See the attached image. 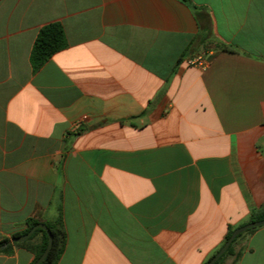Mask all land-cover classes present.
Here are the masks:
<instances>
[{
	"label": "crops",
	"instance_id": "0c3cea01",
	"mask_svg": "<svg viewBox=\"0 0 264 264\" xmlns=\"http://www.w3.org/2000/svg\"><path fill=\"white\" fill-rule=\"evenodd\" d=\"M263 207L264 0H0V241L61 219L58 264H204ZM221 264H264V226Z\"/></svg>",
	"mask_w": 264,
	"mask_h": 264
},
{
	"label": "trees",
	"instance_id": "16d2710c",
	"mask_svg": "<svg viewBox=\"0 0 264 264\" xmlns=\"http://www.w3.org/2000/svg\"><path fill=\"white\" fill-rule=\"evenodd\" d=\"M67 46L66 35L62 25L58 22L50 23L44 26L38 33L37 38L34 42L32 51H31V64L34 71L39 70L44 66V64L58 51L63 50ZM225 49H229L226 47ZM264 219V207L258 211L253 213L250 222L260 221ZM42 223L36 219H29L27 221V228L19 233H16L13 237H19L27 234L34 226ZM49 228L52 236H53V245L45 260L41 264H58L60 258L62 257L67 243V233L64 227L62 220L55 223L44 222ZM255 229L249 230L246 233H251ZM233 228H230L226 237V240L231 236ZM245 234V233H244ZM244 234L239 235L225 252V254L215 263L221 264L222 261L233 253L234 246L239 238H241ZM9 239H3L0 241V245L8 242ZM48 235L42 229H37L34 234L24 243L15 244L18 247H24L28 249L35 255V261L40 258V256L44 253L45 249L48 245ZM13 246L6 248L1 253H10ZM210 260V259H209ZM208 260V261H209ZM34 261V262H35ZM208 261L204 264H208Z\"/></svg>",
	"mask_w": 264,
	"mask_h": 264
},
{
	"label": "water",
	"instance_id": "95a60500",
	"mask_svg": "<svg viewBox=\"0 0 264 264\" xmlns=\"http://www.w3.org/2000/svg\"><path fill=\"white\" fill-rule=\"evenodd\" d=\"M262 226H264V219L260 220V221L250 222L244 226H241V227L235 229L232 232L231 236L225 241V243L222 245V247L217 251V253L213 257H211V259L208 261V264H215L225 254V252L231 246L233 241L239 235H242V234L248 232L249 230L260 228ZM37 229L44 230L47 233L48 238H49L48 245H47V248L45 249L44 253L40 256L39 259H37L33 263V264H41L45 260V258L48 256V254L52 248V245H53V236H52L49 228L47 227V225L44 223H39L36 226H34L27 234L19 236V237H13L8 242L0 245V252L4 251L6 248H8L12 245L24 243L34 234V232Z\"/></svg>",
	"mask_w": 264,
	"mask_h": 264
},
{
	"label": "built area",
	"instance_id": "2783aa9c",
	"mask_svg": "<svg viewBox=\"0 0 264 264\" xmlns=\"http://www.w3.org/2000/svg\"><path fill=\"white\" fill-rule=\"evenodd\" d=\"M186 63L190 66L197 67L199 69H206L209 65V60L202 54H197L195 56L186 59Z\"/></svg>",
	"mask_w": 264,
	"mask_h": 264
}]
</instances>
